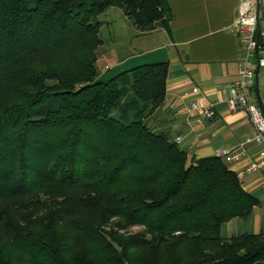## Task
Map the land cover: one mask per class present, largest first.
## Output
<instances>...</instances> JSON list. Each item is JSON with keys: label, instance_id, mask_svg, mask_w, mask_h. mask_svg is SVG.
<instances>
[{"label": "trees", "instance_id": "trees-1", "mask_svg": "<svg viewBox=\"0 0 264 264\" xmlns=\"http://www.w3.org/2000/svg\"><path fill=\"white\" fill-rule=\"evenodd\" d=\"M111 6L140 31L173 17L169 0H0V264H264V230L223 235L260 198L148 118L168 63L100 76Z\"/></svg>", "mask_w": 264, "mask_h": 264}, {"label": "crops", "instance_id": "crops-1", "mask_svg": "<svg viewBox=\"0 0 264 264\" xmlns=\"http://www.w3.org/2000/svg\"><path fill=\"white\" fill-rule=\"evenodd\" d=\"M169 3L173 17L168 27L140 31L131 21L134 34L124 45L126 54L118 64L124 71L144 63H168L165 102L149 120L157 129L168 131L190 156L220 155L225 149L241 153L237 161L222 157L238 172L245 189L260 198L261 204L252 214L256 216L252 231L235 234L232 222L242 218L235 217L226 222V237L258 233L264 230L259 207L264 198V167L249 169V166L260 158L263 145L247 140L254 135L248 111L231 109L227 100L228 84L240 77L241 40L233 29L240 0H169ZM259 73L252 92L255 89L260 96ZM194 87L200 90L194 92ZM195 101L213 102L216 114L208 117L201 113L194 107Z\"/></svg>", "mask_w": 264, "mask_h": 264}, {"label": "built area", "instance_id": "built-area-1", "mask_svg": "<svg viewBox=\"0 0 264 264\" xmlns=\"http://www.w3.org/2000/svg\"><path fill=\"white\" fill-rule=\"evenodd\" d=\"M233 29L240 35L241 66L240 77L228 84L230 95L227 100L231 109L248 111L254 126V135L247 140H255L263 145L260 158L249 166V169H257L264 167V109L252 97V88L255 86L258 72L264 69V0H240L239 15L233 24ZM199 90V87L193 89L194 92ZM194 107L208 117L216 114L213 102L205 104L195 101ZM220 156L230 161H237L241 153L225 149L221 151Z\"/></svg>", "mask_w": 264, "mask_h": 264}, {"label": "rangeland", "instance_id": "rangeland-1", "mask_svg": "<svg viewBox=\"0 0 264 264\" xmlns=\"http://www.w3.org/2000/svg\"><path fill=\"white\" fill-rule=\"evenodd\" d=\"M99 19L102 21L101 36L104 39V44L101 46V53L98 61L100 69V76L104 80H108L119 73L122 68L118 64L122 56L126 54L127 47L124 46L130 42L134 34V26L131 20L125 15L123 10L118 6H111L100 14ZM259 94L264 102V69L260 70L259 78ZM252 96L257 99L258 95L256 90L252 92ZM261 215L264 221V198L262 199ZM255 214L246 219L240 218L233 220L234 233L244 232L246 230L252 231L254 228ZM239 221V224H237ZM264 226V222L261 224ZM227 223L223 226V233L228 236L226 230ZM141 226H135L133 229L138 230Z\"/></svg>", "mask_w": 264, "mask_h": 264}, {"label": "water", "instance_id": "water-1", "mask_svg": "<svg viewBox=\"0 0 264 264\" xmlns=\"http://www.w3.org/2000/svg\"><path fill=\"white\" fill-rule=\"evenodd\" d=\"M258 102L261 104V106L263 107V109H264V104H263V101H262V99L260 98V96L258 95Z\"/></svg>", "mask_w": 264, "mask_h": 264}]
</instances>
